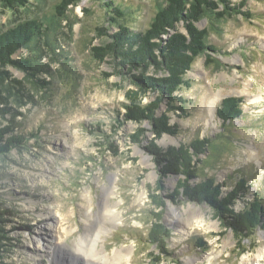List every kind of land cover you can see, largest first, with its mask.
Masks as SVG:
<instances>
[{"label":"rangeland","instance_id":"1","mask_svg":"<svg viewBox=\"0 0 264 264\" xmlns=\"http://www.w3.org/2000/svg\"><path fill=\"white\" fill-rule=\"evenodd\" d=\"M61 1L28 0L24 6L11 7L0 0V31L30 19L43 20ZM115 2L131 11L127 24L138 30L149 26L157 8L156 0ZM244 10L252 12L254 18H232L220 34L208 29L206 19L197 23L199 29L209 30L208 42L222 52L212 54L216 64L207 65L205 56L197 58L187 74L194 81L192 88L179 93L190 101L187 116L168 114L171 124L178 126V135L165 134L155 141L148 121L120 124L126 93L133 87L127 77L116 74L108 61L92 56V47L109 41L99 29L112 34L118 30L108 23L103 0H77L68 5L69 18H60L56 37L72 58L71 64L79 74L76 80H66L60 74L54 78L45 75L55 84L52 94L33 93L34 101L24 99L21 105L2 92L9 104L0 108L8 107L10 113L0 117V129L18 123L21 128L16 129L17 133L37 135L0 155V209L9 211L4 219L8 221L6 230L11 232V240L3 241L8 250L6 264H57L52 259V245L56 243H62L61 264H85L74 258L70 249L85 236L88 220L93 224V237L101 232L99 250L104 249L111 258L117 250L127 251L121 264H264V256L257 258L264 251V229L257 230L255 239L239 241L206 205H174L167 201L165 208L157 209L149 199V189L155 188L159 178L154 156L146 150L151 141L168 148L189 145L197 138L215 140L225 132L230 135L217 110L223 100L234 97L243 100L244 120L232 125L238 131L229 141L230 151L223 149L228 141L216 140V149L222 148L224 153L219 152L217 158L201 156L203 161L208 160L202 177L225 181L224 192L245 177L249 187L246 200L252 201L258 194L264 203V0H248ZM179 29L185 32L182 25ZM29 55L21 49L12 58ZM44 62L54 72L61 69L51 58ZM7 71L12 79L24 80V73L13 66ZM153 74L151 69L149 75ZM27 89L32 90L30 85ZM154 99L155 95L149 93L143 103ZM214 100L216 109L212 114ZM165 111L163 106L159 113ZM139 128L147 132L141 144H135L131 136ZM108 141L118 147V156L111 152ZM179 179L168 177L167 188H176ZM108 197L110 208L117 209L119 216L114 225L100 227ZM243 207V200H238L235 209ZM161 210L162 222L171 233L167 240L171 256L147 241L154 222L151 212ZM198 239L207 243L204 251L195 248Z\"/></svg>","mask_w":264,"mask_h":264},{"label":"trees","instance_id":"2","mask_svg":"<svg viewBox=\"0 0 264 264\" xmlns=\"http://www.w3.org/2000/svg\"><path fill=\"white\" fill-rule=\"evenodd\" d=\"M2 1L11 7L28 3V0ZM76 1L62 0L49 17L43 20L30 19L0 31V105L9 104V98L2 97L3 91H6L17 105H21L24 99L34 101L33 93L52 94L55 84L45 78V75L54 78L55 74H60L62 78L72 81L79 76L71 64V56L66 54L62 43L58 42L56 37L59 33L58 25L62 21L60 18L68 20L67 7ZM247 2L248 0H241L239 3L233 0H156L157 8L151 23L145 30H138L127 24L130 16L128 12L131 11L117 5L115 0H103L107 21L111 27L118 30L112 34L105 29H99L109 41L104 46L92 47L91 51L95 59L108 61L116 74L127 77L133 87L126 93L127 102L123 105L125 113H119L120 124L128 121L143 124L148 121L152 126L155 141L165 134L177 136L178 126L171 124L168 114L174 113L179 117L188 114L190 101L179 95L183 89H191L193 86L194 81L189 79L187 74L198 57L205 56L207 65L216 64L212 54L222 52L208 42L209 30L220 34L228 20L240 15L246 20L253 19L254 14L244 10ZM204 19L208 22L209 30H201L197 26V23ZM180 25L185 32L179 29ZM21 49H26L30 55L14 60L12 56ZM46 58L58 62L61 69L54 72L50 65L44 62ZM10 66L24 73V80L12 79L7 71ZM151 69L154 70L153 75H149ZM158 73L161 76H156ZM27 85H30L32 90H28ZM149 93L155 95V99L145 104L143 98ZM242 102L239 98H227L217 110L224 130H231L232 136L225 132L215 140L212 137L197 138L189 145L168 148L151 141L146 147L154 156L159 171L155 188L149 189L151 204L157 209L165 208L167 201L174 205L184 202L206 205L221 226L232 231L239 241L255 239L257 230L264 229L263 200L258 194H254L252 201L246 200L249 187L245 177L240 178L228 192L223 191L225 181L221 183L215 176L202 177L206 169L203 165H206L208 160L203 161L201 156L217 158L221 156L219 152L224 153L223 149L231 150L229 141L233 140L238 131V128L232 125L237 120H244ZM163 106L166 111L159 113ZM9 113L8 107L0 108V117ZM14 120L13 118L11 122ZM17 128H21V124L15 123L0 129V155L9 153L30 137L37 136L33 132L28 135L17 133ZM40 131L41 128H38L37 132ZM146 132L145 128H139L137 133L131 136L132 142L141 144ZM101 134L109 139L104 131H101ZM216 140L228 141V146L216 149ZM108 147L118 156L119 150L114 143L108 141ZM170 176L180 178L176 188L172 190L166 185ZM201 177L202 180L195 182ZM165 192L167 193L164 195ZM238 200L244 202L240 211L235 209ZM8 212L0 209V264H6L5 253L8 252L3 241L11 240L8 237L11 232L5 228L8 221L4 219ZM151 214L154 222L147 235V241L160 248L162 253L171 256L167 249V240L171 233L162 222L163 210L152 211ZM196 244L195 248L200 251L207 248V243L201 239H198Z\"/></svg>","mask_w":264,"mask_h":264},{"label":"bare ground","instance_id":"3","mask_svg":"<svg viewBox=\"0 0 264 264\" xmlns=\"http://www.w3.org/2000/svg\"><path fill=\"white\" fill-rule=\"evenodd\" d=\"M217 100V99H216ZM216 100L211 102V111L212 114H214L216 109ZM114 193L111 192L110 195H113ZM111 205L109 203V197L107 198V201L104 204L103 209L105 210V217L102 216L103 223L100 222V227H104L105 225H114L117 221V217L119 216V213L117 209L112 210ZM92 221V220H91ZM88 222V228L86 230L85 236L80 238L78 243H74L73 247L70 249L74 258L83 260L85 264H121V261L127 256L126 250H117L113 257L111 258L105 250H99V240L101 238V232L98 231L96 235L93 237V224H91L90 220ZM62 243H56L55 245H52L53 249V256L52 259L57 264H61L63 262V250L61 249ZM63 255L61 256V254ZM264 256V251L262 254L258 255L257 258L261 259ZM113 261V262H112ZM112 262V263H111Z\"/></svg>","mask_w":264,"mask_h":264}]
</instances>
